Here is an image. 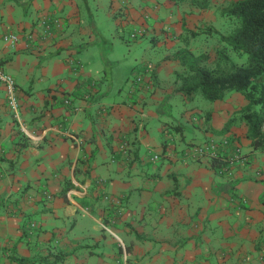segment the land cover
Segmentation results:
<instances>
[{
    "label": "crops",
    "instance_id": "0c3cea01",
    "mask_svg": "<svg viewBox=\"0 0 264 264\" xmlns=\"http://www.w3.org/2000/svg\"><path fill=\"white\" fill-rule=\"evenodd\" d=\"M222 1L0 0V67L17 98L15 119L0 84V264H264V152L233 113L245 100L185 108V122L171 108L181 68L170 47ZM87 3L114 35L163 49L118 92L105 69L118 60L90 76L77 57L106 39L90 16L82 27ZM43 16L55 20L49 39L2 42L39 35ZM233 116L227 132H211ZM207 140L239 152L228 174L193 152Z\"/></svg>",
    "mask_w": 264,
    "mask_h": 264
},
{
    "label": "trees",
    "instance_id": "16d2710c",
    "mask_svg": "<svg viewBox=\"0 0 264 264\" xmlns=\"http://www.w3.org/2000/svg\"><path fill=\"white\" fill-rule=\"evenodd\" d=\"M220 13L233 26L219 34V40L225 48L243 55V62L234 63L221 48L209 66L205 64V53L178 47L173 53L181 68L174 72L176 91L188 96L199 93L210 101L222 99L229 91L241 95L245 103L233 113L245 125L250 149L264 152V0H229ZM233 120L234 116L229 117L220 128L210 130L215 135L224 134ZM210 160L215 169L225 164L220 157Z\"/></svg>",
    "mask_w": 264,
    "mask_h": 264
},
{
    "label": "rangeland",
    "instance_id": "374dc122",
    "mask_svg": "<svg viewBox=\"0 0 264 264\" xmlns=\"http://www.w3.org/2000/svg\"><path fill=\"white\" fill-rule=\"evenodd\" d=\"M198 3L204 4L206 0H196ZM218 2V0H215ZM229 0H223L214 10L206 11V18L208 22L204 25L197 26L194 24L192 29H188L187 34H185L186 41H181L180 44H175L170 47L172 51L176 50L178 47H186L191 52L205 53L207 55L206 65H213L214 59L216 57L215 52L218 49L224 48L231 60L236 64H241L243 62L244 56L231 51L223 46V43L219 40V34L227 32L232 26L233 22L226 16H222L220 9ZM83 8V20L82 27L84 29H89L88 16L92 19L96 28L100 30V33L106 39L100 44L99 42L86 44L77 54V57L83 62L84 68L90 76H97L100 72V68L103 65L102 59H107L108 61L118 60L115 64H108L106 72L112 76V93L118 92L117 88L119 86L127 85L130 83L131 70L138 67L143 61L155 62L159 57L160 53L163 51L162 47L153 44L150 40V36L143 37L139 39H128L127 35L123 37L127 38L124 40L113 34L115 32V27L112 26L107 29L105 22V10L101 7H91L90 3H87ZM200 4V5H201ZM217 3L213 2V5ZM88 15V16H87ZM112 29V33L111 30ZM109 30V31H108ZM117 33L121 32V29L116 30ZM194 32V34H191ZM125 33V32H124ZM123 33V34H124ZM83 36V32L81 34ZM81 43L85 44L87 41L86 36ZM105 57V58H103ZM231 94H237L244 100V98L235 92H226V96ZM175 104L171 103L172 113L180 122H185L184 115L182 111L185 108H196L200 112L209 110L214 106L216 102L205 99L199 93H195L191 96L174 94ZM223 99V100H224ZM222 101L218 100L217 102ZM233 104L236 102V96L231 100ZM184 112V111H183ZM197 142V141H193ZM197 145V144H196ZM193 145L192 147H195Z\"/></svg>",
    "mask_w": 264,
    "mask_h": 264
},
{
    "label": "built area",
    "instance_id": "2783aa9c",
    "mask_svg": "<svg viewBox=\"0 0 264 264\" xmlns=\"http://www.w3.org/2000/svg\"><path fill=\"white\" fill-rule=\"evenodd\" d=\"M55 20L51 19L48 16H43L40 20V24L42 27L41 32L39 35H36L34 31L27 30L22 33H13V32H5L1 36V40L4 44L9 46L10 48H14L18 44H23L25 48L32 49L35 46L36 40H43V39H49L52 35V28ZM134 33L130 34V38L134 37ZM147 72L149 70H146ZM140 77L135 76L131 83H134L137 85L139 82ZM0 84L3 86L4 89V95L5 99L7 101L9 109L12 111V115L15 119H17V98H16V89H15V83L12 79V77L5 73L2 68L0 67ZM64 104H69L70 100L68 98L63 99ZM193 152L197 156H207L209 158L214 157H220L224 161L223 167H221V171L224 172V174L229 173V166L231 165L232 161L237 160L240 158L239 152L236 150L233 155L230 156H220L219 152V144L214 140H207L205 142H202L195 147H193ZM155 157V156H154ZM106 198V196H104Z\"/></svg>",
    "mask_w": 264,
    "mask_h": 264
}]
</instances>
